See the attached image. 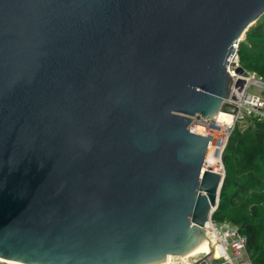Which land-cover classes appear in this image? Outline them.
<instances>
[{"label": "water", "instance_id": "95a60500", "mask_svg": "<svg viewBox=\"0 0 264 264\" xmlns=\"http://www.w3.org/2000/svg\"><path fill=\"white\" fill-rule=\"evenodd\" d=\"M263 14L264 0H0V259L159 264L201 247L224 172L203 170L211 137L189 126L229 99L226 60Z\"/></svg>", "mask_w": 264, "mask_h": 264}, {"label": "trees", "instance_id": "16d2710c", "mask_svg": "<svg viewBox=\"0 0 264 264\" xmlns=\"http://www.w3.org/2000/svg\"><path fill=\"white\" fill-rule=\"evenodd\" d=\"M239 64L264 83V14L237 45ZM222 157L224 179L213 222L230 223L246 237L253 264H264V119L246 115Z\"/></svg>", "mask_w": 264, "mask_h": 264}, {"label": "built area", "instance_id": "2783aa9c", "mask_svg": "<svg viewBox=\"0 0 264 264\" xmlns=\"http://www.w3.org/2000/svg\"><path fill=\"white\" fill-rule=\"evenodd\" d=\"M237 45L226 60V71L231 79L229 95L234 97V99L229 97L220 110L227 120H222L217 116L211 119H202L196 116L189 126L191 132L211 137V141L207 143L204 157L209 156L216 159L221 164L223 172L224 150L235 129H239L244 124V117L252 115L264 119V95L248 92L250 85L255 86L259 91H264V85L261 84L260 79L247 72L239 64ZM238 67L243 69L242 73L236 72ZM239 81H242L243 85H238ZM205 237L204 242L207 250L194 254L186 258L185 261L175 256L165 264H195L207 256L210 250H212L210 264H253L246 250V237L240 233L237 226L230 223L218 224L211 219L205 226ZM0 264L6 263L0 262Z\"/></svg>", "mask_w": 264, "mask_h": 264}, {"label": "bare ground", "instance_id": "6f19581e", "mask_svg": "<svg viewBox=\"0 0 264 264\" xmlns=\"http://www.w3.org/2000/svg\"><path fill=\"white\" fill-rule=\"evenodd\" d=\"M217 117L222 119V120H227V117L225 115H222V112L218 113ZM203 170L212 171V172L218 173L220 175L223 174V171H222V168H221V164H219L216 159H213V158H211L209 156H206V158L204 157ZM204 250H207V249L205 248V242L203 241L201 247H198L196 249L191 250L189 253L185 254L184 256L178 257V259L185 261L186 258H188V257H190V256H192L194 254H197V253H199L201 251H204ZM170 260H171V258L166 259V260H164L163 262H161L159 264L168 263V262H170ZM0 261L4 262L6 264H20V263L11 262V261H5V260H2V259H0Z\"/></svg>", "mask_w": 264, "mask_h": 264}, {"label": "rangeland", "instance_id": "374dc122", "mask_svg": "<svg viewBox=\"0 0 264 264\" xmlns=\"http://www.w3.org/2000/svg\"><path fill=\"white\" fill-rule=\"evenodd\" d=\"M243 39H244V36L241 38V41H243ZM248 92L250 93V94H259L260 96H263L264 95V91L262 90H258L255 86H253V85H250L249 87H248ZM245 125H247V120L246 119H244V124L239 128V129H243L244 127H245ZM0 262H2V261H0ZM4 263V262H3Z\"/></svg>", "mask_w": 264, "mask_h": 264}]
</instances>
